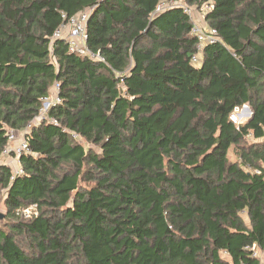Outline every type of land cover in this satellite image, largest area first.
<instances>
[{"label": "trees", "instance_id": "trees-1", "mask_svg": "<svg viewBox=\"0 0 264 264\" xmlns=\"http://www.w3.org/2000/svg\"><path fill=\"white\" fill-rule=\"evenodd\" d=\"M183 1L217 32L196 63L179 0H0V264H259L264 0ZM83 12L104 63L52 40ZM55 83L59 126L36 123ZM10 131L28 146L17 174Z\"/></svg>", "mask_w": 264, "mask_h": 264}, {"label": "built area", "instance_id": "built-area-1", "mask_svg": "<svg viewBox=\"0 0 264 264\" xmlns=\"http://www.w3.org/2000/svg\"><path fill=\"white\" fill-rule=\"evenodd\" d=\"M212 0H210V3ZM175 5L173 2H162L156 8V12H162L165 9ZM183 12L191 20V31L190 34L196 39L197 47L196 54L192 57V62L196 63L198 54H200L202 47L213 43L217 38V32L215 29L208 28L207 31L200 28L196 23L193 22L191 16L190 8L181 5ZM206 11L210 10V7L206 5ZM205 16V14H204ZM63 22L55 30L52 36V40H62L67 46V50L71 54H75L80 57H85L96 62L104 63V59L98 53H93L87 47V33H86V23H87V13H79L76 16L66 20V16L62 15ZM59 85L57 83L53 84L51 92L41 99V106L39 113L35 119L36 123H47L49 125L59 126V122L56 118L50 117L48 115L49 111L61 104V99L59 97ZM245 107H236L233 112L229 115V121L236 127L239 128L241 125L247 121L249 114H244L246 111ZM247 112V111H246ZM29 126L27 127V129ZM66 132L65 129L61 130ZM7 145L2 152V158H13L18 161V158L23 153H28L27 142L23 136L17 137V135L10 131L7 134ZM70 137L73 140H77L78 136L76 134L70 133ZM247 140H252L251 135L247 136ZM264 143V137L261 139ZM7 165V164H6ZM16 174L21 173L20 167L14 171ZM20 216L24 219H29L36 215L35 206H30L27 209H23L18 212ZM253 257H257V253L254 251Z\"/></svg>", "mask_w": 264, "mask_h": 264}, {"label": "rangeland", "instance_id": "rangeland-1", "mask_svg": "<svg viewBox=\"0 0 264 264\" xmlns=\"http://www.w3.org/2000/svg\"><path fill=\"white\" fill-rule=\"evenodd\" d=\"M179 2L183 6H186V7L190 8L193 22L196 23V25H198L203 30L207 31L209 27H208V25H207V23L205 22V19H204V14H205V11H206V9H205L206 5L205 4H203L201 6L187 5V4L184 3L183 0H179ZM245 106H247L249 108V110H250V106H248V105H245ZM244 114H247V112L244 111ZM244 123H246V121ZM17 137L20 138L19 135ZM248 142H250V140ZM228 159H229V161H235L236 160L234 148H231L229 150V152H228ZM6 160H7V158H1V161L3 163H5ZM8 163L13 168L12 170L13 171H16L15 170V159L11 158L10 160H8ZM0 214H2V215L5 214V211H4L1 203H0ZM25 246H27L26 248L28 249V244H26L24 242L23 247H25ZM254 251L257 253V249L256 248L254 249ZM262 259H264V257Z\"/></svg>", "mask_w": 264, "mask_h": 264}, {"label": "crops", "instance_id": "crops-1", "mask_svg": "<svg viewBox=\"0 0 264 264\" xmlns=\"http://www.w3.org/2000/svg\"><path fill=\"white\" fill-rule=\"evenodd\" d=\"M197 60H198V58H197ZM11 158H7V160H6V162H5V164H7V166H9L11 169H13L10 165H9V163H8V160H10ZM19 168V163H18V161H16L15 160V170L16 169H18ZM243 217H244V215H242ZM244 222L247 224L248 223V220H247V218L246 217H244ZM257 258L259 259V264H263L264 263V259H262L263 257H264V251L262 252V251H260L259 249H257ZM222 258H224V259H228L227 258V256L225 255V254H223L222 255Z\"/></svg>", "mask_w": 264, "mask_h": 264}, {"label": "water", "instance_id": "water-1", "mask_svg": "<svg viewBox=\"0 0 264 264\" xmlns=\"http://www.w3.org/2000/svg\"><path fill=\"white\" fill-rule=\"evenodd\" d=\"M245 109H246V111H247V114H249V117L247 118V119H250L251 118V116H252V113L250 112V110H249V108L248 107H245ZM3 219V215L2 214H0V220H2Z\"/></svg>", "mask_w": 264, "mask_h": 264}, {"label": "clouds", "instance_id": "clouds-1", "mask_svg": "<svg viewBox=\"0 0 264 264\" xmlns=\"http://www.w3.org/2000/svg\"><path fill=\"white\" fill-rule=\"evenodd\" d=\"M251 112V111H250ZM248 120V119H247Z\"/></svg>", "mask_w": 264, "mask_h": 264}]
</instances>
